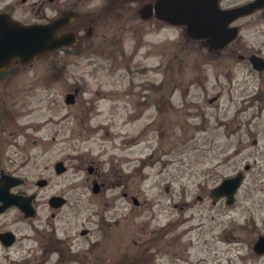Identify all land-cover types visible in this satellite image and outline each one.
Here are the masks:
<instances>
[{
  "label": "rangeland",
  "instance_id": "obj_1",
  "mask_svg": "<svg viewBox=\"0 0 264 264\" xmlns=\"http://www.w3.org/2000/svg\"><path fill=\"white\" fill-rule=\"evenodd\" d=\"M17 1L30 15L29 4ZM93 24L95 42L116 32L118 43L60 59L56 82L32 83L28 69L27 81L0 86V169L24 179L12 191L37 194L39 218L27 220L24 234H35L33 226L48 232L49 219L69 242L70 257L59 264H114L131 258L114 256L116 245L130 243L124 224L134 223L140 241L167 225L143 264L157 257L179 264L168 258L174 253L188 263L264 264L252 251L264 221V74L231 51L210 57L189 46L183 64L167 65L180 29L163 23L109 16ZM239 24L238 42L264 53V21ZM75 88V102L66 103ZM148 94L152 105L140 113ZM57 160L66 166L59 175ZM89 162L103 183L99 193L85 185ZM246 163L234 204L213 203L209 189ZM38 178L47 185L37 186ZM78 192L90 200L79 202ZM50 194L67 203L52 210ZM50 212L59 213L51 219Z\"/></svg>",
  "mask_w": 264,
  "mask_h": 264
},
{
  "label": "flooded vegetation",
  "instance_id": "obj_2",
  "mask_svg": "<svg viewBox=\"0 0 264 264\" xmlns=\"http://www.w3.org/2000/svg\"><path fill=\"white\" fill-rule=\"evenodd\" d=\"M217 3L218 7L221 8H232L242 5L261 3L254 8H251L246 13L239 15L232 22L231 25L240 28L239 22H263L264 21V0H198L197 8L194 13L200 12L202 15H206L209 19H214L212 16V8L210 4ZM29 4L31 14L26 15L25 13L19 12L16 5L17 0H0V34L6 29L9 24V18L20 22L21 24H33V23H46L50 22L59 17L65 11H73L80 14L79 18H75L69 22V24L59 28L56 32L57 36H61L65 33H72L73 38L76 40L72 46H61L55 48L52 51L42 53L34 56L30 62H21L18 58H13L10 62L0 70V86H8L12 83H18L27 81L26 75L28 69L31 70L32 83H38L46 81V83L56 82L60 76V59L65 60V56L73 54L76 59H79L83 55L86 49L91 48L94 44L105 43L114 44L118 43V34L116 32L106 35L101 33L99 40H94V22L95 20L107 19L109 16L116 18L117 16H124L126 20L129 18L133 21L136 17L137 22L145 24L146 22H158L163 23L169 27H175L180 29V34L176 37L173 43L172 50L167 60V65H171L173 62L184 63L186 57H182V54H187L189 48H197L203 50L207 56L215 57L219 56L223 51H231L236 54L237 59L242 63H247L251 66L247 57L254 53L264 58L263 51H259L256 48H251L246 43L238 42V35L235 39L229 42L221 50L211 49L207 44L206 39H194L187 35L185 27L182 25L173 26L161 19L155 14V5L157 0H20V4ZM132 6H136L135 10H132ZM145 8V9H143ZM146 10L147 14H143L141 11ZM126 12V13H125ZM34 13V14H33ZM125 13V14H124ZM135 25V24H133ZM108 31V29H107ZM193 51V50H192ZM194 52V51H193ZM61 53H64L61 55ZM239 55L243 57L239 58ZM197 59V58H196ZM63 66L67 65L62 63ZM264 74V70L261 71ZM150 85V83H148ZM176 87V83L173 84ZM74 91L78 93V88ZM146 96V97H145ZM152 95H143V100L138 103L141 104L138 108L140 113L144 110L149 109V103H151ZM171 97V93L169 94ZM162 102V99L158 100ZM157 98H153V104H156ZM211 102V101H210ZM152 105V103H151ZM159 109V105H158ZM84 162H82V165ZM87 174L85 176V185L94 186L95 184L100 185V189L103 187V183L99 181L96 167L92 162L87 164ZM250 169V167H249ZM2 170L0 169V172ZM34 194L32 202L36 201L37 194ZM78 192L76 197L79 202L85 203L86 195ZM126 192L123 196L126 197ZM48 204L52 210H58L67 203L65 198L62 205H51ZM136 197L130 196V199ZM198 199H202L201 196H197ZM138 205V204H137ZM136 205V206H137ZM38 206L34 205V214L31 216H25V214L17 206H8L0 211V264H59L64 262L63 257H70V250L68 246V240L61 238L57 233L55 223L49 219L48 232L43 230V227L33 226L35 234H24V226L27 224V220H34L39 218ZM13 214L9 217L8 214ZM59 213V212H58ZM57 213V214H58ZM55 212H50V218L56 217ZM60 219V216L57 217ZM124 226L130 229V243L123 244L122 242L116 245L115 257H131L129 260L123 258L115 263L128 262L129 264H143L146 257H152L151 250L152 246L158 250L159 246L156 244L162 235H165L167 225L163 226L159 230L152 231L148 239L140 241V234L137 227ZM262 230L264 229V221L261 224ZM83 229H80V235L88 233V229L85 228L86 232L81 233ZM161 230V231H160ZM160 231V232H159ZM259 235V234H258ZM122 237V236H121ZM24 241H27L24 243ZM62 243L66 245L67 250L61 249ZM157 247V248H156ZM108 252V250H106ZM162 256V254H156ZM178 254L174 253L173 257L175 262L179 264H199L200 261L187 262L186 257H177ZM51 257H61L57 261L49 262ZM264 257V255L258 256ZM162 257H157V260L152 264H162ZM67 260H69L67 258ZM96 260H93L90 264H95ZM114 263V264H115Z\"/></svg>",
  "mask_w": 264,
  "mask_h": 264
},
{
  "label": "water",
  "instance_id": "obj_3",
  "mask_svg": "<svg viewBox=\"0 0 264 264\" xmlns=\"http://www.w3.org/2000/svg\"><path fill=\"white\" fill-rule=\"evenodd\" d=\"M198 0H159L157 7H155V14L172 24L186 25L187 34L191 37H209V43L213 47L221 48L237 34L236 27H227L236 16L246 13L251 8L261 4L252 3L232 9H219L216 3L213 4L214 17L211 20L205 18L204 15H194L195 10L199 5L196 4ZM79 16L74 12H64L63 15L48 24H33L27 26H20L11 22L5 35L4 42H0V68L5 66L7 62L13 58L18 57L23 62H26L37 53L51 50L60 45L70 44V37L68 35L57 38L56 30L68 23L70 19ZM10 23V21H9ZM14 25H17L14 27ZM249 60L256 70L264 69V59L256 55H250ZM66 102L73 101V94L68 93L65 96ZM56 173L65 171V166L62 161H57L54 164ZM243 178L242 172H238L234 176L226 177L210 190V196L213 198L226 197L225 203L230 205L234 201L233 194L239 186ZM23 182V179L17 176L1 174L0 176V200L3 201L0 209L4 206L17 205L25 213V215L33 214L31 206V197H26L10 192L11 187ZM45 179L37 180V185H44ZM98 191L96 185L93 189ZM60 197L54 196L50 200L52 204L58 205L62 203ZM56 199V200H55ZM55 201V202H53ZM253 249L256 253H264V234L259 236L255 242ZM128 264V263H119Z\"/></svg>",
  "mask_w": 264,
  "mask_h": 264
}]
</instances>
